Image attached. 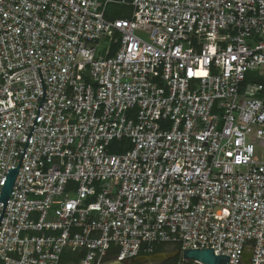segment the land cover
<instances>
[{"label": "built area", "instance_id": "built-area-1", "mask_svg": "<svg viewBox=\"0 0 264 264\" xmlns=\"http://www.w3.org/2000/svg\"><path fill=\"white\" fill-rule=\"evenodd\" d=\"M106 3L128 11L108 19ZM249 71L264 76V0H0V190L18 167L0 264L157 245L174 264H202L182 255L202 248L264 264V86Z\"/></svg>", "mask_w": 264, "mask_h": 264}, {"label": "water", "instance_id": "water-1", "mask_svg": "<svg viewBox=\"0 0 264 264\" xmlns=\"http://www.w3.org/2000/svg\"><path fill=\"white\" fill-rule=\"evenodd\" d=\"M18 167L14 169H10L6 175L5 182L0 190V201L3 202V204L6 203L16 174H17ZM178 254V251H161L152 253L149 255H143V256H136L131 258L129 261H140V260H149L151 262H161L170 258H174ZM182 255L184 258L187 259H193L196 261L201 262L202 264H227L228 257L225 255H216L211 248H202V249H185L182 251ZM249 256L250 254L248 252H245L243 254V264H249Z\"/></svg>", "mask_w": 264, "mask_h": 264}, {"label": "trees", "instance_id": "trees-1", "mask_svg": "<svg viewBox=\"0 0 264 264\" xmlns=\"http://www.w3.org/2000/svg\"><path fill=\"white\" fill-rule=\"evenodd\" d=\"M128 11V7L124 5H119L116 3H106L104 15L108 19L120 18L124 17L126 12ZM112 51L114 50V46L110 45ZM259 83L264 86V76L258 75L252 71L246 73V77L244 80V84L246 83ZM128 140L126 138L120 140H113L110 142L108 146L109 152L112 153H120L127 147ZM177 247L169 246V245H157L153 248L152 253L161 252V251H175ZM174 258H171L167 264H174ZM79 257L75 253L63 252L60 257V264H78ZM190 262V261H189Z\"/></svg>", "mask_w": 264, "mask_h": 264}, {"label": "rangeland", "instance_id": "rangeland-1", "mask_svg": "<svg viewBox=\"0 0 264 264\" xmlns=\"http://www.w3.org/2000/svg\"><path fill=\"white\" fill-rule=\"evenodd\" d=\"M107 46H108V41H103V40L99 41L97 54H101L100 49L101 48L105 49L107 48ZM253 147H254V156H256L259 160L264 161V146H259L255 144ZM174 259H175L174 261H177L178 256L176 255Z\"/></svg>", "mask_w": 264, "mask_h": 264}, {"label": "flooded vegetation", "instance_id": "flooded-vegetation-1", "mask_svg": "<svg viewBox=\"0 0 264 264\" xmlns=\"http://www.w3.org/2000/svg\"><path fill=\"white\" fill-rule=\"evenodd\" d=\"M138 256H143V255H138ZM170 259H167V260H164V261H161V262H151L149 260H140V261L131 262V261L127 260V261H124V262H112V263H109V264H167Z\"/></svg>", "mask_w": 264, "mask_h": 264}]
</instances>
